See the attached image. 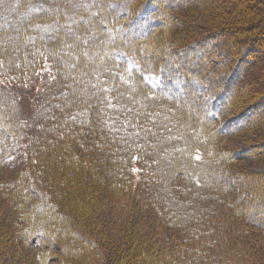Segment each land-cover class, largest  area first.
I'll use <instances>...</instances> for the list:
<instances>
[{
	"label": "trees",
	"instance_id": "16d2710c",
	"mask_svg": "<svg viewBox=\"0 0 264 264\" xmlns=\"http://www.w3.org/2000/svg\"><path fill=\"white\" fill-rule=\"evenodd\" d=\"M137 1L0 0L5 237L35 264H264V172L217 143L264 130V0H208L194 18L233 23L186 45L197 0Z\"/></svg>",
	"mask_w": 264,
	"mask_h": 264
},
{
	"label": "rangeland",
	"instance_id": "374dc122",
	"mask_svg": "<svg viewBox=\"0 0 264 264\" xmlns=\"http://www.w3.org/2000/svg\"><path fill=\"white\" fill-rule=\"evenodd\" d=\"M112 2H116L117 0H111ZM119 2H122V0H118ZM127 2H131V4L137 8L140 3L137 0H124ZM154 2H158L160 0H153ZM219 2L220 0H216L215 2ZM197 9H189V10H181V11H173V14L177 17V20L179 22L185 23V28L187 31H189V35L192 34L190 37L188 35L187 38H182L184 35V27L182 29L177 30L172 29V31L178 33L175 38H172L174 43H177L179 45H186L188 43L194 42L196 40H199V38L203 37L204 34L208 33L210 31V28L212 30L215 28H219L221 25H227L230 24L231 22L233 23V20H226L223 19V21L218 20L216 21V24L218 27H214L213 24H211L212 21L209 19H203L202 17L199 18H194L193 16L197 11H200V7H205L206 5L208 6V0H197ZM204 2V3H203ZM214 2V1H213ZM205 5V6H204ZM143 6V5H142ZM165 6V5H164ZM163 6V7H164ZM162 7V9H163ZM103 8V11H105V7L101 6ZM107 8V7H106ZM132 10V9H131ZM137 10V9H136ZM117 11V10H116ZM134 11V10H132ZM102 12L99 11V13ZM90 24V23H89ZM87 27V26H86ZM192 27H196L197 31L194 30L193 33H191ZM86 29V28H83ZM172 32V33H174ZM170 32V36H173ZM168 35V36H169ZM158 34L154 39L150 40V45L152 48H155L158 50L161 54L166 53L168 50L165 46V44L161 45L160 42L163 41L165 43V39L167 36L161 37L160 39H157ZM177 39L181 40V44L176 41ZM154 40H156V44L154 43ZM153 42V43H151ZM168 42V41H167ZM169 43V42H168ZM146 45V49H152L150 45ZM167 44V43H166ZM141 48V47H140ZM174 47L169 48L170 51H173ZM195 53V52H193ZM192 53V54H193ZM198 53V52H196ZM194 55V54H193ZM192 56V55H191ZM190 57V56H189ZM192 60V59H191ZM192 62H189V66L191 65ZM196 65V62L194 63ZM197 66V65H196ZM45 73L49 71V65L45 68ZM207 72V71H206ZM207 74V73H206ZM205 76V73L203 74ZM43 78V77H42ZM41 82L38 81V83L35 82H28L25 91L28 94V97L23 101L24 106H26V115L27 117H32L33 115V109H31V104H33V98L34 94L36 91L39 90V88L42 85V80ZM208 98V97H207ZM24 100V99H23ZM184 104V107L180 108L182 113H184L186 116L190 115V112H193L195 104L197 101L195 99L191 98H184L182 101ZM205 102H210L205 100ZM197 105V104H196ZM30 107V108H28ZM28 109V110H27ZM31 109V110H30ZM179 110V109H178ZM178 112H181V111ZM238 114V113H237ZM262 115V114H261ZM260 115V116H261ZM242 115L239 114V117ZM226 118V117H225ZM233 118V117H230ZM217 118V122L214 123V126H219L220 123L223 121V118L219 119ZM230 119V121L234 120ZM177 128V127H176ZM235 129V130H232ZM230 131V134H227L223 137H220L217 141L218 143V149L220 151L225 150L230 153H235V161H234V166L236 169L242 171V172H255V173H263L264 172V130L262 129H255V130H245V131H238L237 127H233ZM210 145L214 143L209 140ZM217 147V145H215ZM135 173H136V178L139 179L140 175V168L136 166L134 168ZM14 170H9L7 175L5 177V174L1 172L0 169V184L1 182H4L7 180L10 176H12ZM4 187H0V264H35V256L33 253L32 249L27 248V246H19L18 244L15 243V241L8 240L5 237V232H8L11 229V222L13 225V217H14V212L11 208L12 203L14 202L13 199H10L7 196H4L2 194V189ZM8 193V192H7ZM161 235L158 236V241L161 240L159 247L164 248L166 251L170 250L172 248V243H167V234L165 232L160 233ZM258 243H256V248L260 249L264 247V240L263 239H257ZM30 247V246H29ZM158 247V248H159ZM31 248H34L33 245Z\"/></svg>",
	"mask_w": 264,
	"mask_h": 264
}]
</instances>
